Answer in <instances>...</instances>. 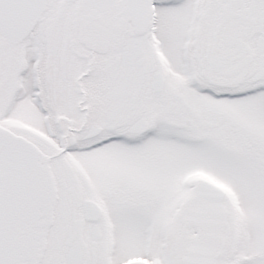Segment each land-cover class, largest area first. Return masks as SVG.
Masks as SVG:
<instances>
[{
    "label": "snow or ice",
    "instance_id": "1",
    "mask_svg": "<svg viewBox=\"0 0 264 264\" xmlns=\"http://www.w3.org/2000/svg\"><path fill=\"white\" fill-rule=\"evenodd\" d=\"M0 264H264V0H0Z\"/></svg>",
    "mask_w": 264,
    "mask_h": 264
}]
</instances>
